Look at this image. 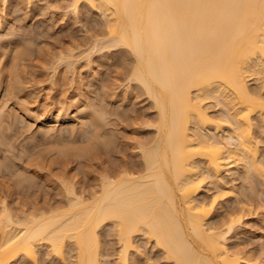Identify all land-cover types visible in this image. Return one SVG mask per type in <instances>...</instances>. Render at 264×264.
Segmentation results:
<instances>
[{
	"label": "bare ground",
	"instance_id": "1",
	"mask_svg": "<svg viewBox=\"0 0 264 264\" xmlns=\"http://www.w3.org/2000/svg\"><path fill=\"white\" fill-rule=\"evenodd\" d=\"M68 2L72 16L80 11V5H85V11L86 6L96 9L103 19L102 37L106 35L102 45L123 47V52L127 51L124 58L127 53L132 55L129 79L143 88L156 108L155 134L152 139L145 135V141L138 142L139 162L106 166L98 174L97 185L87 193L67 182L64 201L45 210L21 211L20 215L3 198L0 264H37L41 246L60 264H128L131 257H140V247L133 240L139 234L152 238L172 264H264L263 259L240 262V250L228 245V239L241 227L242 215L235 209L232 211L237 218L227 214L223 225L210 220L226 194L225 176L233 167H241L247 174L252 171L264 182V156L258 157L255 140L264 127V94L247 83L250 78L264 83V0ZM2 3L6 4L5 0H0V28L5 25ZM6 33L5 37L14 35ZM73 97L64 110L42 111L38 128L49 132L69 125L75 130L79 124L83 131L87 122H92L90 117L94 125L97 118L104 120L103 110L97 109L96 103L92 101L96 106L91 107L83 99L87 107L82 98ZM219 104L220 110L211 109ZM206 185L214 189L213 193L207 190L211 197H199ZM108 223L121 241L112 262L104 257L99 236ZM69 251H73L69 253L73 260L66 256Z\"/></svg>",
	"mask_w": 264,
	"mask_h": 264
},
{
	"label": "rangeland",
	"instance_id": "2",
	"mask_svg": "<svg viewBox=\"0 0 264 264\" xmlns=\"http://www.w3.org/2000/svg\"><path fill=\"white\" fill-rule=\"evenodd\" d=\"M68 1L36 0L27 4L26 0H5L6 4L2 3L4 7L1 4V19L3 18L2 24L5 25L0 28V71H4L5 77L0 99V108L4 110L0 114V206L5 200L18 214L26 210L28 212L46 209L49 205L55 206L59 201H64L67 182L69 185L72 182L74 188L84 191L82 193L89 192L99 182L98 174H101L106 166L139 162V143L145 141V135L148 136L147 139H152V134H155L153 123L157 122L156 108L143 88L136 81L129 79L133 65L132 55L127 53L130 57L126 54L124 58L127 51L123 52L124 48L121 46L117 48L105 45V48L102 45L106 36L102 37V16L97 14L94 8L88 9L86 6L92 11H85V5H80L81 12L72 16ZM4 29L8 34L17 36L5 37ZM99 37H102L101 42ZM16 39L18 43L14 41ZM120 47L123 48L122 51L118 50ZM16 48L21 52L16 51ZM258 81L250 78L247 83L254 85V88L257 87L264 94V86H261L264 83ZM78 93L80 96L77 97ZM73 96H76L75 99L82 98L86 106L87 102L89 106L92 101L96 103L97 106L92 104L91 107L102 109L103 114L100 113L104 120L97 118L94 125L90 117L92 122H87L86 127L82 128L83 131L79 124L75 130L67 125L64 130L54 129L58 130L57 132L41 131L38 125L42 111L47 108H52L55 112L58 110L56 108L64 110L65 106H69L74 100ZM82 101L81 104L84 105ZM219 105H214L211 109L220 110ZM149 122L153 128L149 127ZM262 129L255 138L260 150L258 157L264 156V127ZM93 132L97 134L93 135ZM87 136L93 141H89ZM245 172L247 174V171ZM245 172L241 167H233L230 175L225 176L226 194L223 195L224 199H219L222 200L216 205L210 220L213 219L217 225H223L228 215H242L241 227L237 230V235L234 234L235 238H232L233 235L228 239V245L241 251L238 252L236 248L240 262L250 258L251 263H256L257 260H264V182L260 175H253L250 171L246 176ZM211 188L213 187L206 185L200 191L199 197H211V190H214ZM232 189L236 191V195L232 193ZM234 209L237 212L234 211L235 214L232 211ZM109 225L110 223L100 229L99 236L100 241L102 240L103 255L112 262L118 254L121 241L119 243L118 234ZM145 236L139 234L134 237L133 240L140 247L141 254L140 257H131L128 264H172L163 257L162 250L153 243L152 238ZM41 247L37 264H60L44 252L45 246ZM71 252L66 253V256L73 260L74 255H69ZM104 257L102 258L106 259Z\"/></svg>",
	"mask_w": 264,
	"mask_h": 264
}]
</instances>
